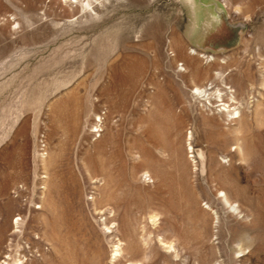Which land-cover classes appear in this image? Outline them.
I'll return each mask as SVG.
<instances>
[{
	"label": "rangeland",
	"instance_id": "1",
	"mask_svg": "<svg viewBox=\"0 0 264 264\" xmlns=\"http://www.w3.org/2000/svg\"><path fill=\"white\" fill-rule=\"evenodd\" d=\"M17 260L264 264V0H0Z\"/></svg>",
	"mask_w": 264,
	"mask_h": 264
},
{
	"label": "bare ground",
	"instance_id": "2",
	"mask_svg": "<svg viewBox=\"0 0 264 264\" xmlns=\"http://www.w3.org/2000/svg\"><path fill=\"white\" fill-rule=\"evenodd\" d=\"M195 89H196V92H198L200 94L206 92V89L205 88L200 89L199 87H196ZM220 110H221V108H220ZM226 112H227L228 115H230L231 119H238L239 116H240L239 115L240 112H239V110H237L236 107H232L231 109H227ZM223 198H224V201H226V204L228 203V204H230L232 206V204H231V202L228 199V197H227L226 194L223 195ZM232 207H234V206H232ZM119 248H120V245H119ZM113 256L116 257L117 256V252ZM14 264H21V261L17 260V261H15Z\"/></svg>",
	"mask_w": 264,
	"mask_h": 264
}]
</instances>
